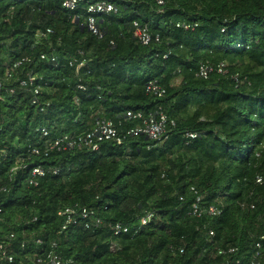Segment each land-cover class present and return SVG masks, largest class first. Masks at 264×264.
Masks as SVG:
<instances>
[{
  "label": "trees",
  "instance_id": "trees-1",
  "mask_svg": "<svg viewBox=\"0 0 264 264\" xmlns=\"http://www.w3.org/2000/svg\"><path fill=\"white\" fill-rule=\"evenodd\" d=\"M63 1L0 0V244L12 264H33L53 243L72 264H264V0H106L118 10L98 17L101 36L86 26L88 5L101 0L74 11ZM134 21L148 25L150 44L137 40ZM202 63L227 72L203 78ZM30 74L45 112L22 85ZM155 80L165 96L147 91ZM129 111H164L175 124L160 140L133 135L142 120ZM102 118L121 143L31 152L43 146V126L55 139ZM39 164L48 173L32 185ZM74 204L102 223L63 229L59 212ZM119 222L130 231L115 235Z\"/></svg>",
  "mask_w": 264,
  "mask_h": 264
},
{
  "label": "built area",
  "instance_id": "built-area-1",
  "mask_svg": "<svg viewBox=\"0 0 264 264\" xmlns=\"http://www.w3.org/2000/svg\"><path fill=\"white\" fill-rule=\"evenodd\" d=\"M81 0H64L63 5L65 8L74 11L78 8L79 3ZM158 4H164V0H156ZM117 6L109 1L101 0L95 1L88 5L87 12L88 18L86 20V26L91 30L93 33L101 36L102 31L100 29V24L98 23V17L102 14H109L116 12ZM134 34L135 37L139 42L144 45H148L152 42L153 36L149 31V27L147 24H140L138 21H134ZM180 26V24H178ZM186 29L190 28V24L183 25ZM48 33L52 32L51 29L47 30ZM156 40H159V36L156 37ZM42 59H46L47 55L42 54ZM52 61H55V57L51 58ZM22 62L19 61L15 65L18 66ZM86 64L85 60L77 61L73 59L70 61L71 66H76L78 69L81 68ZM217 71L218 73H226L227 67L225 63H220L216 67L213 64L209 63H202L199 67L198 75L203 78H208L211 73ZM36 76L29 75L27 81H23L22 85L25 87H29L34 93L31 99V105L39 106L41 112L46 111L47 105H44L40 101V92L41 87L37 83H35ZM29 82V83H28ZM2 88V81L0 80V90ZM79 88H84L83 85H79ZM147 91L152 93L158 97H163L166 95V88L162 86L158 81H150L147 85ZM128 117L139 118L142 120V124L133 128L129 131V133L133 135L138 134H145L148 138L153 140H160L162 139L163 135L167 130V126L169 123L175 124V121L169 120L167 114L164 111H156L155 113H151L148 116H145L142 112L133 113L132 111L128 112ZM41 131V138L44 139L43 146H35L31 149V152L36 155H40L43 153L44 155H49L51 151L58 150V151H68L71 149H92L98 150L100 143L105 140H116L117 142L121 143L123 140V136L120 134V131L113 120L111 119H98L97 122L94 124L93 128L87 130L83 133H79L76 135L71 134H63L55 139L47 138L50 135V131L46 126L39 128ZM187 136L192 139L198 137L197 133L188 132ZM58 169H54V173H58ZM48 173V169H46L42 165H36L32 167L30 172V179L29 182L32 185L38 184V178L45 177ZM256 181L258 184L263 183V177L261 175L257 176ZM194 189V187H193ZM5 190V189H4ZM200 200V198L198 199ZM252 208L254 205L251 206ZM2 212V207L0 205V214ZM203 213L200 210L197 204L193 206V214L201 215ZM208 213L211 215H216L220 213V210L215 206H211L208 210ZM59 214L66 218L65 224L63 229H66L68 225H78L79 223L83 224L85 228H92L93 226H99L102 223V220L95 216V211L87 206H82L79 204H74L65 207L62 209ZM153 217V213L149 212L141 218L140 225H146L148 222L151 221ZM1 220V217H0ZM264 226V222H263ZM115 235H120L122 233H128L130 231V227L126 226L122 223H116L113 225ZM213 234V232H212ZM37 242L42 243L41 240ZM264 242V232L260 236L259 241L256 244L257 252L256 256L260 255V249L262 247V243ZM57 244H52V249L36 258L33 264H72L74 263L73 260H65L62 254L57 251L56 249ZM236 248H230L229 252H235ZM181 252L184 249H180ZM222 251L221 253H224ZM15 261V255L11 252L10 248L7 244L1 243L0 244V264H12ZM239 262V260H238ZM220 264H229V262H222Z\"/></svg>",
  "mask_w": 264,
  "mask_h": 264
}]
</instances>
